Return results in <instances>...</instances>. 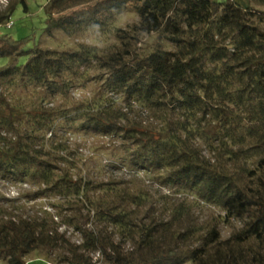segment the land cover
Listing matches in <instances>:
<instances>
[{
  "label": "trees",
  "instance_id": "16d2710c",
  "mask_svg": "<svg viewBox=\"0 0 264 264\" xmlns=\"http://www.w3.org/2000/svg\"><path fill=\"white\" fill-rule=\"evenodd\" d=\"M44 11L47 32L61 29L68 36L79 29L105 33L117 15L131 11L138 16L134 31L161 33L173 49L125 48L104 57L89 46L26 50L29 37L0 33V56L11 60L0 68V178L30 182L35 197L58 198L52 204L58 213L79 209L83 177L64 157V137L73 130L120 138L122 163L156 172L163 182L241 218L239 240L264 241V11L235 0H48ZM10 13L0 11V26ZM24 53L27 61L15 63ZM94 58L106 72L102 89L70 101L69 89ZM113 91L121 101L107 95ZM56 97L63 101L54 104ZM135 109L156 124L131 117ZM156 231L141 229L135 260L110 253L92 231L82 230L84 241L76 247L99 250L109 264H226L204 248L164 245ZM52 238L42 223L0 222L7 264H25L30 253L56 246ZM61 258L56 262L92 264L74 250Z\"/></svg>",
  "mask_w": 264,
  "mask_h": 264
},
{
  "label": "rangeland",
  "instance_id": "374dc122",
  "mask_svg": "<svg viewBox=\"0 0 264 264\" xmlns=\"http://www.w3.org/2000/svg\"><path fill=\"white\" fill-rule=\"evenodd\" d=\"M47 1L5 0L6 6H2L0 11L11 8V25H1L0 33L9 34L15 39L29 37L26 50L36 44L70 52L89 46L98 56L104 57L125 48L139 52L150 51L157 46L173 49L161 33L134 31L132 27L138 21V16L131 11L117 15L110 30L105 33L79 29L68 36L61 29H55L49 34L44 11ZM235 1L242 6L251 5L264 11V4L257 0ZM261 26L264 29V23ZM26 61L27 54L24 53L16 58L15 63ZM10 62V58L0 56V68ZM81 71L84 77L77 86L69 89L70 101L93 96L102 89L106 72L97 58ZM107 95L121 101L119 92H108ZM61 101L62 98L56 97L53 103ZM130 116L136 117L142 124H156L147 112L139 109H135ZM70 132L64 137L66 147L63 152L67 160L78 164L83 177L79 209L63 206L65 209L58 213L59 209L52 206L57 205L58 198L35 197L36 186L30 182L14 183L0 178V205L4 209V213L0 212V222L28 219L42 223L44 233L57 241L54 247H43L27 255L25 264H59L56 261H62L61 255L73 250L88 255L92 264H109L99 250L83 252L77 249L76 246L84 241L82 230L92 231L98 243L106 245L110 253L118 252L123 257L135 260L140 255L137 237L142 228L149 226H156V236L161 238L164 245L178 250L200 247L218 263L264 264V241L238 239L243 229L241 218L227 216L214 202L163 182L156 172L129 167L127 161L122 163L119 158L124 155V151L119 150L122 139ZM212 230L216 231L213 236L209 235ZM111 243L115 248L110 246ZM0 264H7L2 254ZM163 264L192 263L187 260L181 263L166 261Z\"/></svg>",
  "mask_w": 264,
  "mask_h": 264
},
{
  "label": "built area",
  "instance_id": "2783aa9c",
  "mask_svg": "<svg viewBox=\"0 0 264 264\" xmlns=\"http://www.w3.org/2000/svg\"><path fill=\"white\" fill-rule=\"evenodd\" d=\"M2 6H3V7L6 6V2H5V0H0V8H1ZM6 25H7V26H10V25H11L10 20L7 21Z\"/></svg>",
  "mask_w": 264,
  "mask_h": 264
}]
</instances>
